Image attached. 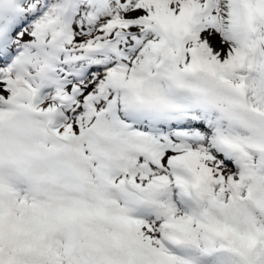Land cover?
I'll use <instances>...</instances> for the list:
<instances>
[{
	"label": "snow or ice",
	"instance_id": "snow-or-ice-1",
	"mask_svg": "<svg viewBox=\"0 0 264 264\" xmlns=\"http://www.w3.org/2000/svg\"><path fill=\"white\" fill-rule=\"evenodd\" d=\"M0 264H264V0H0Z\"/></svg>",
	"mask_w": 264,
	"mask_h": 264
}]
</instances>
